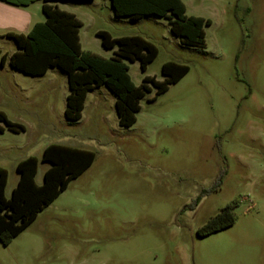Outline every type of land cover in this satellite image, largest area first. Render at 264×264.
Instances as JSON below:
<instances>
[{
    "label": "rangeland",
    "instance_id": "obj_1",
    "mask_svg": "<svg viewBox=\"0 0 264 264\" xmlns=\"http://www.w3.org/2000/svg\"><path fill=\"white\" fill-rule=\"evenodd\" d=\"M182 1L188 16L211 21L205 47L183 44L169 18L115 17L110 0L56 2L82 22L85 52L114 56L118 47L105 49L99 31L157 47L146 71L125 61L136 86L147 76L163 81L167 62L189 66L167 92L152 87L128 128L106 86L88 92L80 120L67 121V74L16 71L9 59L17 45L0 30V111L24 127L0 133L6 198L18 163L30 156L39 160L42 184L49 165L41 158L51 144L96 154L19 236L0 242V264H264V0ZM42 5L19 9L32 25L45 21ZM234 202L235 224L198 234Z\"/></svg>",
    "mask_w": 264,
    "mask_h": 264
},
{
    "label": "trees",
    "instance_id": "obj_2",
    "mask_svg": "<svg viewBox=\"0 0 264 264\" xmlns=\"http://www.w3.org/2000/svg\"><path fill=\"white\" fill-rule=\"evenodd\" d=\"M17 7H27L42 1L45 21L35 24L28 34L9 33L6 36L14 40L18 50L9 59L10 66L25 75L44 76L52 68H58L68 76L70 93L67 96L65 117L70 123L82 117L87 94L101 86H106L117 98L116 112L122 127H132L136 114L141 110V100L152 87L157 95L168 91L190 71L189 66L167 62L161 74L165 78L145 77L140 86H136L129 75L125 61H140L142 71L158 56L157 47L140 36L114 38L106 31H99L97 36L102 46L114 50L110 59L85 52L80 43L82 22L72 13L61 10L53 3L63 1L94 0H0ZM115 17H129L133 20L145 16L166 17L170 19L171 32L190 47H205V28L210 20L187 15V8L182 0H110ZM6 56L2 57V61ZM155 99V98H154ZM153 99V100H154ZM2 123L5 125L2 126ZM20 132L24 127L12 123L5 113L0 111V133L5 130ZM96 154L92 151L61 144L47 146L41 158L49 165L43 175L42 184L36 183L39 160L30 156L20 161L16 167L19 179L10 198L5 191L8 172L0 167V242L8 246L38 217L39 213L51 205L70 183L92 166ZM222 184L219 178L217 188ZM200 199L197 201V204ZM238 202L225 207L220 214L201 227L198 234L205 237L235 224V209Z\"/></svg>",
    "mask_w": 264,
    "mask_h": 264
},
{
    "label": "crops",
    "instance_id": "obj_3",
    "mask_svg": "<svg viewBox=\"0 0 264 264\" xmlns=\"http://www.w3.org/2000/svg\"><path fill=\"white\" fill-rule=\"evenodd\" d=\"M53 5L58 7L57 3H53ZM74 15L76 16V14ZM24 16H28V14H26V12H22V10L19 9V7L0 1V30L6 32L5 35L9 33L26 35L31 31V29L35 26V24L41 23V22H37L31 25L30 23H28L29 21L28 19H24Z\"/></svg>",
    "mask_w": 264,
    "mask_h": 264
}]
</instances>
